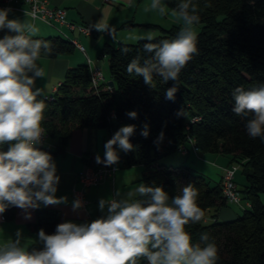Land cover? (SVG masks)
Segmentation results:
<instances>
[{"label":"trees","instance_id":"trees-1","mask_svg":"<svg viewBox=\"0 0 264 264\" xmlns=\"http://www.w3.org/2000/svg\"><path fill=\"white\" fill-rule=\"evenodd\" d=\"M163 1L171 9L181 2ZM191 3L196 6L202 25L197 34L198 51L181 70L177 81L165 83L154 74L150 87L142 77L127 72L132 59L139 56L143 65L152 56L144 51L148 42L145 39L116 46L106 43L102 56L108 57V80L113 81V89L106 83L97 90L91 86L87 64L68 68L55 99L43 100L41 125L56 143L37 147L54 159L64 152L73 127L102 128L109 126L112 119L135 125L129 138L133 150L123 151L118 163L123 167L142 165L144 184L163 187L169 203L180 194V189L191 184L203 212L200 222L185 225L192 243L203 247L200 237L206 234L217 247L216 264H264V142L251 138L245 128L246 119L232 111L235 88L249 90L264 84V0H191ZM160 29L162 33L152 42L172 40L180 28L172 25ZM44 41L51 46L52 51L47 53L50 56L69 52L73 47L62 36ZM174 83L178 88L175 99L168 100L165 91ZM131 111L137 113L135 119L127 115ZM197 116L200 119L192 122ZM145 125L149 133L146 138L141 135ZM188 138L194 140L201 153L223 154L229 158L228 165L238 164L245 179L242 190L238 189L250 205L244 206L236 218L218 219L219 210L227 204L220 182H211L186 165L170 167L161 162L177 151L179 145L190 146ZM7 147L0 145V151H6ZM13 213L14 207H10L3 214L7 219ZM59 223L56 209L40 206L29 226L36 232L44 229L46 234H53ZM42 247L32 245L28 250ZM137 264L148 262L139 257Z\"/></svg>","mask_w":264,"mask_h":264},{"label":"clouds","instance_id":"clouds-1","mask_svg":"<svg viewBox=\"0 0 264 264\" xmlns=\"http://www.w3.org/2000/svg\"><path fill=\"white\" fill-rule=\"evenodd\" d=\"M131 6V0H127ZM150 8L165 14L166 6L161 0H152ZM11 8H0V145H8L0 151V215L8 208L17 207L25 212L38 209L41 203L67 204L66 196L57 197L60 177L50 153L42 151L45 103L38 99L42 89L35 87L44 71L37 65L41 51H52L48 42L32 37L38 29L20 19H9ZM172 15L181 26L172 40L159 42L149 32L141 37L148 41L144 51L152 54L143 65L140 57L132 59L127 72L142 77L146 85L153 87V75L165 83L177 81L179 73L197 53L198 35L195 25L199 23L196 6L191 0H181ZM105 31L107 25L97 22L92 26ZM6 30V31H5ZM127 50L125 49V52ZM178 88L174 83L166 89L165 98L175 99ZM232 111L246 119L245 128L251 138L264 142V84L245 90L234 89ZM135 119V111L128 112ZM148 125L141 135L148 136ZM135 125L121 127L105 145L103 160L95 157L98 164L111 166L118 163L116 148L133 150L130 137ZM163 133H160V138ZM115 146V147H114ZM120 197L98 202L101 217L85 223L66 221L56 226L53 234L38 231L39 250H27L21 246V232L15 240L0 247V264H137V258H146L148 264H216L217 247L202 234L204 243L193 244L185 225L202 220L203 212L196 203L197 192L191 184L180 189V194L171 198L161 186L140 183L134 191ZM138 197V198H137ZM83 206L81 199L72 202L76 211ZM26 219L31 218L28 212Z\"/></svg>","mask_w":264,"mask_h":264},{"label":"crops","instance_id":"crops-1","mask_svg":"<svg viewBox=\"0 0 264 264\" xmlns=\"http://www.w3.org/2000/svg\"><path fill=\"white\" fill-rule=\"evenodd\" d=\"M50 5L61 7L66 10V18L69 22L77 25L93 26L97 22H103L107 28L123 29L131 26H147V24H154L155 27L162 28L158 23H154L150 14L151 11L145 12L137 20L135 19L139 6L144 4V0H131L129 6L127 0H47ZM0 8H11L12 12L9 14V19H20L23 22L33 24L38 29L37 33L32 37L33 39L47 40L53 36L63 35L53 34L50 30L51 26L39 19H34L27 13L28 5L24 2L11 1L6 4L0 3ZM153 26V27H154ZM93 28V27H92ZM165 29V28H163ZM68 40L72 44V49L69 52L50 56L41 51L40 58L37 60V65L44 71V77L37 79L35 87L42 89V97L51 94L55 85L62 81L65 72L68 68L77 66L78 64H89L88 59L94 65H98L106 79L108 80V65L107 73L99 64L103 61V48L106 43L117 45L121 43L118 41L112 44L100 39L92 40L91 36H87L77 30H69L63 27ZM108 30V29H106ZM6 31V30H5ZM121 31H116L114 35L121 36ZM5 32H0L2 37ZM101 31L93 28L92 37L98 38ZM123 36V35H122ZM90 37V38H87ZM74 39L77 44L82 45L80 49L77 44L73 43ZM123 43V42H122ZM125 122L121 120L112 119L111 124L102 128H88V127H73L68 136L65 150L62 154L54 157V162L57 167V175L60 177V182L57 186L56 196H66L68 198L67 204L51 205L48 207L56 209L60 214V223L71 221L77 224L91 222L102 215L99 210L98 202L101 198L108 199L114 197L117 190L120 192V197H124L129 191H134L142 180L143 167L140 164H133L127 167L117 164V168L112 176L107 177L96 185H91L85 189V197L89 201L84 208L76 211L72 209L73 188L79 187L77 182V175L84 170L91 161H95V157L99 155L104 158L105 143L112 138L116 131L125 126ZM56 143L55 138H48L46 145L53 146ZM115 147V146H114ZM188 152L182 154L181 158H175L173 162H179V165H186L195 172L205 176L211 182H220L223 169L228 166L229 158L223 154L215 153H201L199 150L195 151L191 145L187 146ZM118 155L122 154L123 150L116 148ZM96 162V161H95ZM170 161L165 164L170 167L177 166ZM178 165V166H179ZM235 173V182L240 190L244 187L245 179L240 172ZM241 185V187H239ZM243 194V193H242ZM138 198V197H137ZM244 201H246L244 199ZM244 201L242 204L227 203L226 206L219 210V220H231L240 215L244 209ZM40 206H44L42 203ZM28 212L31 214L30 219H26ZM28 212L14 207V213L11 217L0 221V247L6 243L15 240V234L19 230L21 232V246L27 250L32 245H40L38 241V232L34 231L29 226L35 217V209H29Z\"/></svg>","mask_w":264,"mask_h":264},{"label":"built area","instance_id":"built-area-1","mask_svg":"<svg viewBox=\"0 0 264 264\" xmlns=\"http://www.w3.org/2000/svg\"><path fill=\"white\" fill-rule=\"evenodd\" d=\"M11 1L24 2L28 5L27 13L30 14L34 19H39L49 26L57 29L59 33L68 38L63 27L69 30H77L85 35H92L93 28L88 25H77L71 23L66 18V10L61 7H55L49 4L47 0H0V3L6 4ZM105 34L112 35L109 30L104 31ZM73 43L77 44L74 39H71ZM80 49H83L82 45L77 44ZM88 66L90 70V83L96 90L99 89L100 85L106 83L108 86V81L103 74L101 68L98 65H94L88 59ZM61 82L55 85L52 89L51 94L44 95L39 97L41 100L52 101L56 97V93L59 91V86ZM109 87V86H108ZM111 117L114 118L115 115L112 113ZM200 117H193L191 121H197ZM44 129V137L42 139L41 144H46L48 139V132L46 128L41 125ZM188 144L191 145L192 149L197 151L198 148L194 143L192 138H188ZM187 143H183L178 146L177 151L182 154H186L188 152ZM117 168V164H113L111 166H105L104 164H96L95 161H91L89 165L82 171H80L77 175V182L79 187L73 188V198L74 200L79 198L83 202L82 208H84L88 204V200L85 197V189L91 185H96L106 179L109 176H112L114 171ZM238 164H231L226 166L223 169L220 185L223 197L225 198L227 203H235L242 204L243 197L241 192L238 189V186L235 182V173L238 170ZM249 201H244V206H249ZM5 215H0V221L5 220Z\"/></svg>","mask_w":264,"mask_h":264},{"label":"rangeland","instance_id":"rangeland-1","mask_svg":"<svg viewBox=\"0 0 264 264\" xmlns=\"http://www.w3.org/2000/svg\"><path fill=\"white\" fill-rule=\"evenodd\" d=\"M143 3L144 4H142L141 7L139 6L138 13L135 17L136 20L145 12L151 11L152 13L150 14V16L152 17L153 21H155L154 23H158L162 28L168 29L172 25H177L180 28V26H181L180 22H178L176 20V18L172 15V13L175 9L169 8L163 0H161V3L166 6V12L163 15L160 14L158 10H152L150 8L152 0H144ZM201 27H202V25L200 23L195 25V31L197 32V34L200 32ZM107 29L112 33V35L105 34L104 31H101V35L98 38H94V37H92V35H87V36H91L92 40L100 39L103 41L105 40L107 42H110L112 44H116L118 41H121L123 43H135L136 41L141 39L142 36H144L145 34H147L149 32H151L154 35V37L157 35H160L162 33V31L159 27H147V26H139L138 27L135 25L131 26L130 28L126 27V29L125 28L117 29V30L114 28H107ZM50 30L54 31L53 32L54 35L59 34V31L55 28H51ZM116 31H121V33H119V34H121V36L114 35V33ZM87 38H90V37H87ZM101 61H103L102 64L101 63H99V64L102 66L103 71L105 73H107V65H108L107 58L103 57L102 60H100V62ZM124 124H125V126H127L126 123H124ZM175 158H181V155L178 151H175L172 154H170L169 156L164 157L161 160V162L168 164L170 161L173 162ZM173 164L179 165V162H173ZM237 174L239 176L240 171ZM239 187H241V185H239Z\"/></svg>","mask_w":264,"mask_h":264},{"label":"water","instance_id":"water-1","mask_svg":"<svg viewBox=\"0 0 264 264\" xmlns=\"http://www.w3.org/2000/svg\"><path fill=\"white\" fill-rule=\"evenodd\" d=\"M108 86L113 89V81L111 79L108 81Z\"/></svg>","mask_w":264,"mask_h":264}]
</instances>
